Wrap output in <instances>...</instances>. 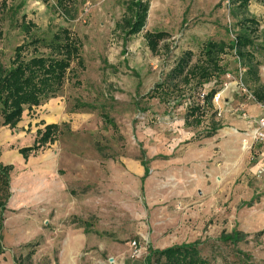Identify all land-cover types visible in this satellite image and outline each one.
Wrapping results in <instances>:
<instances>
[{
    "label": "rangeland",
    "instance_id": "1",
    "mask_svg": "<svg viewBox=\"0 0 264 264\" xmlns=\"http://www.w3.org/2000/svg\"><path fill=\"white\" fill-rule=\"evenodd\" d=\"M56 1L28 0L15 16L8 8L22 0H0L5 3L0 6L5 63L22 43L19 25L26 14L43 30L52 20L54 26L69 27L82 39L86 66L83 71L73 65L61 97L26 111L16 129L0 130V163L13 167L0 264H75L53 263L46 253L52 248L61 253L71 234L83 230L81 222L92 223L95 235L106 236H93V246L83 243L76 264H144L149 247L164 249L199 240L206 241L203 254L213 263L243 264L218 242L223 232L237 227L249 235L240 250L263 264L264 235H255L264 230V175L257 174L264 162L253 168L264 149L260 144L246 148L243 135L237 155L232 144L220 150L216 139L219 134L227 141L231 134L249 133L253 128L249 121L264 117L254 116L250 107L264 111V103L248 99L240 80L228 75L226 86L217 93L219 100H213L224 129L205 139L198 133L206 126L185 125L184 108L172 109L161 96L149 99L182 52L198 56L200 42L221 38L222 24L231 21L225 10L228 0H147L145 28L128 41L120 25L129 0H70L71 12L65 16L53 9ZM250 9L264 29V4L253 0ZM148 32L168 35L157 53L147 45ZM260 70L264 85V61ZM79 99L98 110L74 111ZM103 111L111 123L103 120ZM50 124L60 126L57 141L24 157L20 150L32 147L37 131ZM194 142L205 143L193 148ZM143 150L151 171L144 192L135 176L137 168L130 166L131 161L139 164Z\"/></svg>",
    "mask_w": 264,
    "mask_h": 264
},
{
    "label": "trees",
    "instance_id": "2",
    "mask_svg": "<svg viewBox=\"0 0 264 264\" xmlns=\"http://www.w3.org/2000/svg\"><path fill=\"white\" fill-rule=\"evenodd\" d=\"M27 1L22 0L20 5L8 8V11L18 16ZM42 1L48 2V0ZM252 1L228 0L225 10H228L231 21L229 24H222L221 38H210L200 42L197 46L198 56L193 51L182 52L175 66L164 76L163 82L157 84L149 94V99L161 96L172 109L184 108L185 125L206 126L203 132L198 133L204 135L205 139L213 138L224 129L213 109V100L215 95L226 86L228 75L239 79L240 87L249 89L247 91L254 97L256 104L264 103V85L261 83L260 70L264 61V29L258 16L251 13ZM260 1L264 4V0ZM72 2L57 0L53 9L57 7L64 16L65 13L69 15ZM0 6H5V3L1 2ZM149 7L147 0L128 1L120 25L125 41L137 36L145 28ZM221 7H224L222 3ZM51 22L43 30L23 14L19 25L20 32L24 36L22 43L14 48L8 63L3 61L0 51V130L5 127L16 129L26 111L61 97L70 74L74 71V64L85 71L82 39L69 27L54 26V21ZM3 36L0 25V39ZM167 37L164 32H148L145 40L149 49L157 53L161 42ZM73 76L77 78L76 75ZM75 85L79 86L80 82L77 80ZM78 110L97 111L98 107L79 99L76 101L74 111ZM139 110L143 111L142 108ZM101 116L108 124L112 122L104 111ZM60 134L61 129L58 124L47 125L37 131L33 146L21 149L20 153L24 157L36 154L44 147L54 144ZM142 152L140 161L145 170L142 178L144 183L151 171L150 161L147 160L145 151ZM161 158L166 157L161 156ZM12 171L11 165L0 163V239L4 228V213L12 196ZM263 235L264 230L255 236ZM248 237L249 235L237 227L231 233L223 232L218 242L232 249L243 264H256L249 253L240 250V246ZM205 243L206 241L199 240L164 249L149 247L144 264H215V261L213 263L203 254L202 246ZM220 248L221 246L215 253Z\"/></svg>",
    "mask_w": 264,
    "mask_h": 264
},
{
    "label": "crops",
    "instance_id": "3",
    "mask_svg": "<svg viewBox=\"0 0 264 264\" xmlns=\"http://www.w3.org/2000/svg\"><path fill=\"white\" fill-rule=\"evenodd\" d=\"M52 101H54V100H52ZM251 112H252V114L254 116L257 115L256 117H262L264 115V113H263L264 111L258 109V107H256L255 105H253V107L252 106L250 107V113ZM231 135H233V137H231V139H228L227 141H226V139H222L221 140V134L217 135V139L216 140H217L218 146H219L220 150L223 149V151L224 150L226 151V149H228V147H232L233 146V148H234L233 149V152L234 151H237V155H238V150L239 149L241 150L240 140H241L242 136L244 135V133L243 132L242 133H239V134H236L235 133V134H231ZM238 137H240V138H238ZM222 138H226V137H222ZM198 143H202L203 144L205 142H194L191 145H192L193 148H199V144ZM231 144H232V146H229ZM191 145L188 146L189 149L192 148ZM202 146L204 147V145H202ZM239 146H240V148H239ZM263 155H264V153H261L260 154L259 162L257 163L256 166L254 165V168L253 169H256L261 163L264 162ZM205 156H206L205 158L208 159L207 161H209V156H207V155H205ZM201 158H204V157L201 155ZM222 158L225 161L227 159L225 157H222ZM238 160H239V158H238ZM138 161H139V164L138 163H136V164L135 163H132V161H131L130 162V166H132L133 168H137L139 174H137L135 176H137L139 178V181L141 182V190H143V192H144V190H145L144 185H145V181L146 180L143 183V181H142L143 179L142 178L144 177L145 170H144V168H143V166L141 164V161L140 160H138ZM239 162H240V160L235 165L238 166L239 165L238 164ZM229 163H226L227 164V167H229V165H228ZM235 165H233V166H235ZM237 166H235L234 168H236ZM243 172H244V170L242 169L241 170V174ZM262 180H263V183H264V179H262ZM217 181L220 182L221 179L218 178ZM60 206H62V210H65L66 209V206L64 204H62ZM255 213H257V211H255ZM80 224H81L80 227L83 230L80 231V233H77L76 235L74 233L71 234V235H73L72 238H69L67 240V242L64 244L65 248H63V250L61 249L62 250L61 253H59V254L56 253V250H54L53 248L47 251L46 254L49 256V258H52L53 257V259H49V260H52L53 263H56V261H59V262L61 261L62 263L64 261H66V263H75L76 264V262H79V260H80L79 259L80 258L79 255L81 253V249H82L81 246H82L83 243H84V245H87V243H89L90 246H93L92 245L93 236H97V235L102 236V237L103 236H106V235H102V234H99V233H96V235H95V231L93 229L94 226L90 222H81ZM261 231H263V230H261ZM51 242L52 241L50 239H47V244H48L47 246H51V244H52ZM73 246L75 247V249H73V248L72 249H69L70 247H73ZM67 250L69 251V253H67ZM55 253H56V255L54 256ZM54 258L57 259V260H55Z\"/></svg>",
    "mask_w": 264,
    "mask_h": 264
},
{
    "label": "built area",
    "instance_id": "4",
    "mask_svg": "<svg viewBox=\"0 0 264 264\" xmlns=\"http://www.w3.org/2000/svg\"><path fill=\"white\" fill-rule=\"evenodd\" d=\"M241 89L245 94H248V91L244 86H241ZM215 96L216 97H214V100L218 101L220 95L217 94ZM248 99L255 102V99L251 94L249 95ZM249 124H252L253 128L251 131H249V133H244V146L246 148L252 149L255 145L260 144L264 149V117L249 121ZM257 174L259 176L264 175V166L259 168ZM132 245L134 246L135 250L134 257L137 258L139 256V251L137 250L136 242H134Z\"/></svg>",
    "mask_w": 264,
    "mask_h": 264
},
{
    "label": "bare ground",
    "instance_id": "5",
    "mask_svg": "<svg viewBox=\"0 0 264 264\" xmlns=\"http://www.w3.org/2000/svg\"><path fill=\"white\" fill-rule=\"evenodd\" d=\"M8 157V156H7Z\"/></svg>",
    "mask_w": 264,
    "mask_h": 264
}]
</instances>
